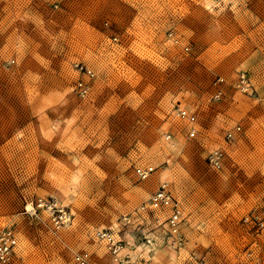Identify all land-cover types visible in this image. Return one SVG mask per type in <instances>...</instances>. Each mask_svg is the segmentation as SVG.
<instances>
[{
    "label": "rangeland",
    "instance_id": "rangeland-1",
    "mask_svg": "<svg viewBox=\"0 0 264 264\" xmlns=\"http://www.w3.org/2000/svg\"><path fill=\"white\" fill-rule=\"evenodd\" d=\"M161 181L183 245L141 208ZM262 212L264 0H0V227L18 264H106L98 229L129 264H264Z\"/></svg>",
    "mask_w": 264,
    "mask_h": 264
},
{
    "label": "built area",
    "instance_id": "built-area-1",
    "mask_svg": "<svg viewBox=\"0 0 264 264\" xmlns=\"http://www.w3.org/2000/svg\"><path fill=\"white\" fill-rule=\"evenodd\" d=\"M86 69L92 72L88 66L81 65V69ZM251 83L245 75H242L241 85L244 89H251ZM179 115L185 120L195 122L196 115L186 108L179 110ZM240 126L232 127L227 130L226 137L231 140ZM196 128H190V134L195 135ZM225 153L223 148H215L210 154V162L215 168H220L223 165ZM137 175L142 178L148 177L155 171L153 165H137L135 168ZM142 209L149 210L156 214L160 221L161 232L163 238L168 242L179 246L185 242L183 235L184 212L181 201L174 195L170 185L167 181H161L158 187L152 192L149 199L141 206ZM65 213L60 215L56 222L64 221L66 219ZM256 221L261 226H264V212L256 214ZM97 236L103 239L109 249L110 258L106 264H129L130 255L126 253L122 241L118 238L116 233L110 229H98ZM18 238L13 227H0V264H18L17 251ZM75 261L78 264H93L91 255L88 251H81L75 254Z\"/></svg>",
    "mask_w": 264,
    "mask_h": 264
}]
</instances>
